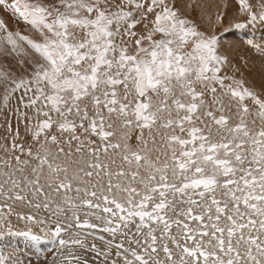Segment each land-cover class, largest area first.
I'll list each match as a JSON object with an SVG mask.
<instances>
[{"label": "snow or ice", "instance_id": "snow-or-ice-1", "mask_svg": "<svg viewBox=\"0 0 264 264\" xmlns=\"http://www.w3.org/2000/svg\"><path fill=\"white\" fill-rule=\"evenodd\" d=\"M235 3L0 0V240L51 245L0 264H264V34L225 38L264 0Z\"/></svg>", "mask_w": 264, "mask_h": 264}, {"label": "bare ground", "instance_id": "bare-ground-1", "mask_svg": "<svg viewBox=\"0 0 264 264\" xmlns=\"http://www.w3.org/2000/svg\"><path fill=\"white\" fill-rule=\"evenodd\" d=\"M208 1H210V2H209V4H207V9L205 11H207L209 13H215L219 10H226L228 12L229 18H232V16L234 15V13L236 11V8H237L235 0H187L188 3L193 4V5H195V4L203 5V3H208ZM225 3H227L226 9L224 8ZM205 8H206V6H205ZM197 16L200 17V13ZM0 18L5 19L6 22H8L10 26L15 24V20L12 18L11 15L8 14L7 10L0 9ZM197 19L199 20V18H197ZM20 27L23 28V25L20 24ZM255 30L256 29H254L253 31H255ZM257 30H259V29L257 28ZM242 31H244V30H242ZM260 31L262 32V34H264V28H260ZM229 35H231V34H229ZM229 35H227V37ZM239 36H241V33ZM239 36L236 34L231 35L228 38L231 40H228V41L240 40ZM234 54H235V56L236 55L245 56L246 59L251 60V65L249 66L248 70L252 74V77L254 78V82H259L261 71H262V66H261V61L258 58V55L253 53V52H246V50H244L242 48L239 49L238 52H236ZM21 240H23V238L10 237V238H6L4 240H0V245H2L4 248L10 247V248L16 249L17 253L21 254L22 260L27 259V258H31L33 261H35L37 258L36 254L39 252L38 248H39L40 244L33 242V243H29L27 245L26 241H24V243L22 244ZM33 245H34V247H33ZM50 246L51 245H49V247ZM27 251H29V253Z\"/></svg>", "mask_w": 264, "mask_h": 264}, {"label": "rangeland", "instance_id": "rangeland-1", "mask_svg": "<svg viewBox=\"0 0 264 264\" xmlns=\"http://www.w3.org/2000/svg\"><path fill=\"white\" fill-rule=\"evenodd\" d=\"M209 2L210 1H208V3H203V6H204V10H206L207 9V4H209ZM205 6H206V8H205ZM191 11V10H190ZM196 14V15H195ZM197 15H199V11H192L191 12V16H193L192 18L193 19H196L197 20V22H199V20L197 19V18H199L200 19V17H198ZM196 16V17H195ZM252 29V30H251ZM254 29H256L255 31H253ZM259 30H257V27L256 26H253L252 28H249V30L248 29H246V30H244V31H242V30H236L235 32V34L236 35H240V33H241V36H239V39L240 40H243V39H245L246 37L244 36V32L245 31H247L250 35H255V37L258 39L261 35H262V32L260 31V28H258ZM251 33H250V32ZM256 32V33H255ZM229 35V34H228ZM231 35H229L228 37H227V35H226V40H231V39H228L229 37H230ZM233 55L235 56V54L233 53ZM245 75L246 76H248L250 79H253V81H254V78L252 77V74L249 72V70H247L246 72H245ZM24 241H26L27 242V245L29 244V243H33V242H28L27 240H25V239H23V240H21V243L23 244L24 243ZM35 243H37V244H40V246H39V250L41 249V248H48L49 247V244H47V242L46 241H40V242H35ZM36 244V245H37ZM33 247H34V245H33ZM4 247L2 246V245H0V249H3ZM28 253H29V251H27Z\"/></svg>", "mask_w": 264, "mask_h": 264}]
</instances>
